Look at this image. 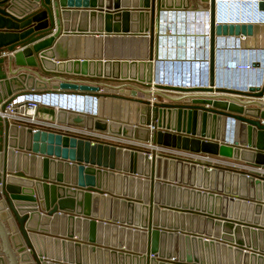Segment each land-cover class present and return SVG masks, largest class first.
Instances as JSON below:
<instances>
[{
	"label": "water",
	"instance_id": "water-1",
	"mask_svg": "<svg viewBox=\"0 0 264 264\" xmlns=\"http://www.w3.org/2000/svg\"><path fill=\"white\" fill-rule=\"evenodd\" d=\"M209 3L213 80L215 32L252 28L215 29L216 0ZM162 7L161 0H0L1 110L18 95L57 89L122 100L137 108L133 124L122 105L123 119L61 111L56 120L245 170L150 158L0 118V264H264V88L164 103L151 90L154 74L136 88L74 82L46 67V53L54 58L69 37L149 34L152 48L170 9ZM79 63L68 74L93 78ZM166 114L175 118L165 123Z\"/></svg>",
	"mask_w": 264,
	"mask_h": 264
},
{
	"label": "built area",
	"instance_id": "built-area-1",
	"mask_svg": "<svg viewBox=\"0 0 264 264\" xmlns=\"http://www.w3.org/2000/svg\"><path fill=\"white\" fill-rule=\"evenodd\" d=\"M257 10H259L260 0H253ZM218 0H216L217 8ZM207 8L201 12L202 18L199 21L197 20L196 26L188 23V31L192 34L191 39H187L189 46H193L192 52L188 50L187 53L181 54L178 59H183V62L194 64L198 60L199 55L204 56L203 65L211 66V12H210V3L206 5ZM182 12L194 11V10H181ZM180 13V12H177ZM195 16V13L194 15ZM190 18V15L188 14ZM202 19V20H201ZM190 25L192 28H190ZM194 27V28H193ZM217 27H239V28H252L251 33L247 30L243 32L240 31L239 34L236 32L233 34L221 33L217 34L215 32V39L222 41L223 45L218 49L217 45L215 46V66H214V76L216 75V56L218 50L221 54H224L226 51V56H228L229 62L232 58H248L252 57L250 62H244L240 65V69L246 73L248 79L245 82H239L237 85H232L228 87L222 86H212V90H203V89H192L195 88L194 84H190V81L187 83L173 84L172 82H165L161 80L158 82L153 76L151 82V90L153 93L160 92H169L174 94H182L188 96L192 101L193 100H202L206 96H214L219 94V91L228 90L231 92H243L248 93L251 88L256 90H262L264 88V10H259L256 16L246 22H218L215 20V29ZM200 32L202 40L205 38L206 42L202 44H194V37L196 31ZM192 30V31H190ZM146 36L149 37V34ZM160 43H162V36L160 38ZM191 41L193 43H191ZM164 42V41H163ZM232 43V46L225 50V43ZM236 43V45H234ZM161 47V45H160ZM189 52V53H188ZM173 59L176 62V53L173 55ZM167 60V59H166ZM161 61V64L164 62L162 59H153L154 64H158ZM170 61V59H168ZM153 64V65H154ZM234 63L232 66L234 67ZM232 67V68H233ZM231 68V69H232ZM202 84L200 87H203ZM183 87V89H182ZM199 87V85H197ZM97 101V98L94 96L83 95L76 91L70 90H53L45 92H30L18 95L13 99L4 110H1L0 106V118L2 120H8L11 124L18 125L19 127L31 128L34 132L37 131H47L53 133H60L66 136L77 137V138H86L90 139L93 143H103L108 145H115L120 148H125L129 150L149 152L150 158L153 157H164L168 159H173L177 161L190 162L203 165L208 163V168H221L222 166H232L234 168L240 167V170H245L246 168L243 165L233 163L224 159L210 157L207 155H197L190 152H185L173 148L159 147L152 142L143 143L130 139H124L120 137H115L103 133L89 132L75 127H69L66 125H61L56 120L57 113L61 111L73 112V113H92L91 104ZM153 101H156V95L153 98ZM166 103V102H164ZM43 108L50 109L55 113V116H48L41 113ZM98 111L95 110L94 113ZM153 129V127H147Z\"/></svg>",
	"mask_w": 264,
	"mask_h": 264
},
{
	"label": "crops",
	"instance_id": "crops-1",
	"mask_svg": "<svg viewBox=\"0 0 264 264\" xmlns=\"http://www.w3.org/2000/svg\"><path fill=\"white\" fill-rule=\"evenodd\" d=\"M199 1L203 3V5L197 8V10L203 11L204 9L207 8L206 3H208L209 0H199ZM172 4L173 1H171L166 8H170L168 10L171 11L175 10L180 13H183L181 10L189 9V7L183 8L182 6H177ZM166 18L167 16L165 15L164 17L161 16V28L160 31L155 35L152 48H151L150 37L144 34L143 35L133 34V33L120 34V35L116 34V35H107L103 37L93 35V38L69 37L67 38L69 40L65 41L64 43H61V46H59L57 53L55 52L56 54L54 58H52L53 54L50 53V51H48V53L45 52L49 57L48 61H46V67L49 69H55L56 67L57 70H63V72L64 70H67L65 71L67 73H62V75L67 77L66 79H70L74 82H88L89 84H91L94 81H100V83L104 85L119 86V85L128 84L129 86H135L136 88H141L140 86L136 85V83H139L148 76L154 74L155 64L153 61H151V59L154 58L157 60V57L158 59L160 58L162 60L167 59L165 56L166 44H164L163 41L162 43H160L161 36L163 38V36L169 34L172 41L171 42L172 45L170 46L171 51L169 49V52H171L172 55L176 53V58L181 57L179 56L181 54L184 53L186 54L188 50L190 51V54L192 52L193 46H189L187 43V39L188 38L191 39L192 36V34L188 31L187 24L188 23L191 24L192 22L188 21V23H185V19L189 20L190 18L189 17L177 18V16L176 18H173V20ZM46 36L48 35L47 34L42 35L32 41L39 40V38L42 39ZM76 39L80 40L79 43L76 42ZM89 39L92 40L93 42L89 41ZM177 53H181V54H177ZM67 55L71 56V58L74 59L60 63L59 61L62 60L61 57ZM171 59L174 60L173 58ZM117 61H119L120 65L116 63ZM74 62H80L79 65L77 66V69L81 70L82 73H87L90 70L92 73H87V74L89 76H93V78L83 75L68 74L70 70H73L75 68L73 65ZM104 62H106L105 65ZM125 65L126 66L128 65V67L126 68ZM129 68H131V71L128 73L127 69L129 70ZM7 69L8 67L6 66V70ZM133 70H135L134 73H131ZM36 73H38L40 76L46 77L43 73H41L39 69L38 71H36ZM98 74H103V75L109 74V75H113V77H119V78L116 80L113 78L111 79V77H109L108 80H105V78L103 77H98L97 76ZM47 77L49 78L50 76L48 75ZM158 97L161 102H166V103H183V104L192 103V100L188 96L182 94L160 92ZM97 101L99 107H95V108L98 109V116L101 115L102 119L112 118L113 115L115 113L118 114V112L121 114L120 107L119 109L117 108L118 109L117 112H115L116 110L115 107L116 105L118 106L119 104L122 105L124 101L114 100L109 97L97 98ZM127 104L129 106L127 117L130 119V123L133 124L134 123L133 121L138 119L140 115H138L137 113L136 106L135 107L131 106L130 102H127ZM41 113L48 116H55V113L52 110L46 108H43L41 110ZM148 113H149L148 110H145V118H148ZM229 142H231L230 139Z\"/></svg>",
	"mask_w": 264,
	"mask_h": 264
},
{
	"label": "clouds",
	"instance_id": "clouds-1",
	"mask_svg": "<svg viewBox=\"0 0 264 264\" xmlns=\"http://www.w3.org/2000/svg\"><path fill=\"white\" fill-rule=\"evenodd\" d=\"M229 6L231 8V11L229 14L230 20L228 21L232 22L249 21L253 19L256 16L257 12L260 10V8L259 10H257V7L253 0H238L237 2L229 3ZM223 16L224 14L222 12V6L220 5L218 0L215 12V20H217L218 22H226V20L223 19ZM216 45L219 49L220 47H222L223 43L222 41L215 39V46ZM234 45H236V43H234ZM231 46L232 43H228V46L227 42L224 44L225 50L229 49ZM226 54V51L224 54H221L220 50H218V54L216 56V75L213 77V80L211 77V66L208 67L203 65L202 60L204 59V56L201 55L197 56L198 60L195 61L194 64L183 62L182 58H177L176 62L170 59L167 64L155 67L154 78L158 82H161L162 80L163 83L172 82L173 84L176 83L181 85L190 81V84L195 85V88L192 89L203 90H212V86H222L223 89L224 87L237 85L241 81L245 82L248 77L246 76V73L239 67L244 62H250L252 57H248L247 59L242 57H235L231 59V62H229L228 56H226ZM233 63L235 64L234 67L232 66ZM202 84L204 86L200 87ZM197 85H199V87H197Z\"/></svg>",
	"mask_w": 264,
	"mask_h": 264
},
{
	"label": "bare ground",
	"instance_id": "bare-ground-1",
	"mask_svg": "<svg viewBox=\"0 0 264 264\" xmlns=\"http://www.w3.org/2000/svg\"><path fill=\"white\" fill-rule=\"evenodd\" d=\"M169 1H174V0H169ZM225 1L226 0H222V1H220L219 0V3H220V5L222 6V12H223V14H224V16H223V19H225L226 20V22H231V21H228V20H230V17H229V14H230V11L231 10H229L228 9V2L227 3H225ZM238 0H235V2H237ZM176 2V4H177V6H182L183 8L184 7H189V6H191V7H194V8H192L194 11H192V12H189V11H187V13L185 12H183L182 14L181 13H177V14H172L171 12H177V11H169V10H163V17H164V15L165 16H167V18L168 19H170V20H173V18H176V16H177V18L179 17H188V14L190 15V19L188 20V19H185V23H188V21H190V22H192L191 24H193L194 25V27L196 26V23H197V20H198V18H202V15H201V12H199L198 10H197V8H199V7H201L202 5H203V3H201L199 0H177V1H175ZM225 3V4H224ZM182 4H185V5H182ZM173 5H175V4H173ZM206 5H208V3H206ZM223 5H225V6H223ZM188 10H191V9H188ZM197 10V11H196ZM194 13H195V16H192V15H194ZM175 15V16H174ZM174 16V17H173ZM166 18V19H167ZM167 22V21H166ZM172 22V21H171ZM160 24H161V22H160ZM184 24V23H183ZM174 28V27H173ZM193 31H196V32H194L195 33V37H194V44H197V43H199V44H202V43H205L206 42V40H205V38L202 40V38H201V34H197V30H193ZM170 33V32H169ZM162 40L164 41V44H166L165 46H166V51H168L169 49H170V46L172 45L171 44V37L169 36V34L168 35H165V36H163V38H162ZM191 43H193L192 41H191ZM78 45V44H77ZM227 46H228V43H227ZM167 54V53H166ZM166 56V58H169V56H167V55H165ZM115 63V62H114ZM116 63H118L119 64V61H117ZM164 63V62H163ZM106 64V62H104V65ZM166 64V63H165ZM120 65V64H119ZM129 65V64H128ZM128 65L126 66L125 65V67L127 68L128 67ZM123 68V67H122ZM125 68V69H126ZM144 69H146V68H144ZM63 71V70H62ZM64 71H67V70H64ZM127 71H128V73L131 71V68H129V70L127 69ZM134 71L135 70H133L131 73H134ZM101 76H103V74H98V77H101ZM132 84V83H131ZM125 105V106H124ZM122 106H123V109H125V107L127 108V107H129L128 106V104H125V103H122ZM131 106H133V107H135V105L134 104H131ZM95 107H99V104H98V101H96V102H94V104L91 106V109L93 110L94 109V111L95 110H97V108H95ZM119 107H121V104H119L118 106L116 105V107H115V112H117L118 111V109H119ZM118 108V109H117ZM93 111V112H94ZM124 113H125V111H124ZM130 113V112H129ZM120 115V113L118 112V114L117 113H115L114 115H113V117H115V116H117V118H121V119H123L122 117H118ZM224 122V121H223Z\"/></svg>",
	"mask_w": 264,
	"mask_h": 264
},
{
	"label": "rangeland",
	"instance_id": "rangeland-1",
	"mask_svg": "<svg viewBox=\"0 0 264 264\" xmlns=\"http://www.w3.org/2000/svg\"><path fill=\"white\" fill-rule=\"evenodd\" d=\"M175 1H177V0H174V1H173V4L177 5ZM170 2H171V1H169V0H161V5L163 6L162 9H164V8L166 9V7L170 4ZM227 2H228V9L231 10V8H230V6H229V3L235 2V0H226L225 3H227ZM225 3H224V4H225ZM173 4H172V5H173ZM183 5H185V4H183ZM232 6H233V5H232ZM192 8H194V7L189 6V9L193 10ZM187 10H188V9H187ZM191 12H192V11H191ZM171 13H172V14H176V12H175V13H174V12H171ZM181 14H182V13H181ZM199 20H200V19H198V21H199ZM201 20H202V19H201ZM190 28H192L191 25H190ZM193 28H194V27H193ZM190 31H192V30H190ZM197 34H200V32H197ZM170 51H171V49H170ZM166 53H167L166 55L169 56V58H167V60L164 59V60H163L164 63H162V64H161V61H160L158 64L155 65V67L163 66V65H165V63L167 64L168 59H171V57H173V55L171 54V52H169V50L166 51ZM169 53H170V54H169ZM93 81H94V80H93ZM157 101L160 102V99H158ZM92 105H93V104H91V106H92ZM119 111H120V110H119ZM120 112L122 113V110H121ZM125 113H126V115H128V109L125 111ZM166 115H167V116H164V118H163V122H165V123H166V121H167L168 119L173 118V117L175 118V115H174V114H170L169 116H168V114H166ZM167 117H168V119H167ZM174 118H173V119H174ZM173 119H172V120H173Z\"/></svg>",
	"mask_w": 264,
	"mask_h": 264
},
{
	"label": "trees",
	"instance_id": "trees-1",
	"mask_svg": "<svg viewBox=\"0 0 264 264\" xmlns=\"http://www.w3.org/2000/svg\"><path fill=\"white\" fill-rule=\"evenodd\" d=\"M40 37V36H39ZM39 39H41V38H39Z\"/></svg>",
	"mask_w": 264,
	"mask_h": 264
}]
</instances>
